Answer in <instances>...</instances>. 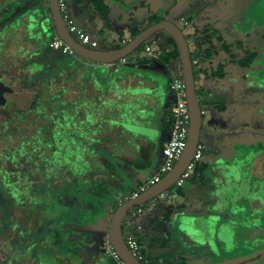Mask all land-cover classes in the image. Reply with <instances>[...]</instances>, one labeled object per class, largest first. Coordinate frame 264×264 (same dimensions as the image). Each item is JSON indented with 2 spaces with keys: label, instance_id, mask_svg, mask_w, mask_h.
Masks as SVG:
<instances>
[{
  "label": "rangeland",
  "instance_id": "1",
  "mask_svg": "<svg viewBox=\"0 0 264 264\" xmlns=\"http://www.w3.org/2000/svg\"><path fill=\"white\" fill-rule=\"evenodd\" d=\"M66 1L70 16L92 36L98 34L102 39L113 37L118 41L122 35L132 38L136 30L147 28L154 21H171L183 31L192 57L195 50L200 49L199 39L207 28H220L223 41L231 44L235 55L221 49L219 42L215 43L219 54L212 60L206 59L205 53L200 55L204 69L195 73L200 106L208 110L203 115L200 134V142L205 146L202 160L209 164V170L204 174L205 179H189L181 193L173 185L163 195L144 202V212L133 223L140 226L137 229L138 235L141 236L147 253L154 256L157 264H264V253L260 249L238 258L210 252L207 240L212 239L206 228L209 217L226 213L211 209L214 202L211 196L213 173L210 170L220 159L229 162L241 155L244 149L264 148V28L254 31L250 29L253 22L264 26V0ZM9 2L8 12L13 13L14 17L12 35L7 44L11 41L13 44L9 46L7 53L14 51L13 55H17L24 46L29 50L25 53L27 55L30 51L45 47L53 36L43 33L46 23L50 22V4L47 7L43 0ZM19 5L25 7V12L16 14V7ZM182 18L188 22L187 25ZM23 28L24 32H20ZM247 35L248 42L237 43ZM166 36L169 34L161 30L150 39L159 41ZM114 47L113 43H105L100 49L110 50ZM158 47L160 51H168L170 48L168 45ZM1 48L2 44L0 55H4L3 60L9 59L10 55L6 57ZM200 50L204 51L202 48ZM247 50L256 52L257 56L251 64L243 65L239 61L248 54ZM143 54L142 46L127 56L126 63H101L106 67L104 72L89 68L88 73L92 70L90 75L95 78L109 77L110 88L125 82L126 87L136 86L138 91L129 93L140 95L134 100L127 98L125 103H121L120 109L123 112L117 113L118 120H115L113 106L108 102H104L103 109L97 110L104 117L103 121L93 123L94 127L88 134V161L85 163L90 162V156L94 153L93 138L96 136L107 137V144L101 147L104 150L102 153L122 164L118 155L123 150H132L137 146L134 136L147 135L154 138L171 118L170 110L176 101L174 93L154 92L153 89L167 88L170 71L156 59L154 64L141 58L135 59ZM72 57L81 56L76 54ZM37 59L28 63V70L39 67L40 59ZM14 60V79L10 81L5 93L8 102L4 107L0 106V264H38L35 259L40 253L46 260L52 261L53 257L68 255L74 261L77 256L67 254L68 250L65 248L71 242L68 236L72 234L78 236L81 248L88 251L93 249L102 254V261L106 264H118L106 244L115 211L108 213L105 208L113 210L117 206L114 205L117 195L123 191L115 190L110 197L99 200L102 204L95 202L96 206H86L93 201V196L87 191L91 178L97 176L96 173L104 174V171L95 172L90 167L81 169L74 156H71L69 145L80 143L75 139L81 132L73 128L75 124L70 120L65 126L62 123L68 119L65 109L68 104L65 105L62 101L58 106L60 121H56L57 131L52 138L46 132L45 120L41 121L39 115H36L38 111L22 107V99L33 108L39 106L34 99L40 96L41 88L49 81V76L39 74L30 83L29 74L33 71L29 73L24 68L27 59L14 56ZM219 63L224 65V76L211 75L212 71L217 70ZM171 64L170 70L176 64L182 67L180 57L171 61ZM50 67L52 68V64L45 69ZM59 80L60 78L55 81V85ZM65 84L68 86L69 77ZM168 86L170 90V84ZM35 90L38 92L35 97H31L30 93ZM124 93L127 95L128 92ZM104 98L115 100L116 92H107ZM46 106L49 108L51 105ZM46 106H43L44 112L47 111ZM121 125L126 131H132V136L120 138L113 127ZM71 136L75 139L71 140ZM53 140L54 143L51 142ZM161 152L158 144L159 157L144 171L145 176L159 169L163 159ZM73 154H76V160L82 159V152ZM132 187V184L126 183V194L131 193ZM181 204L184 207H180ZM194 214L196 215L193 216ZM184 215L186 220L182 226ZM261 216L264 217V212ZM182 228L188 229L189 234L184 233ZM229 229L231 230V226ZM65 230L70 232L64 233ZM122 231L126 234L128 228L124 226ZM149 235L158 237L153 245L151 237H147ZM185 235L196 236L195 242L187 240L186 243Z\"/></svg>",
  "mask_w": 264,
  "mask_h": 264
},
{
  "label": "flooded vegetation",
  "instance_id": "2",
  "mask_svg": "<svg viewBox=\"0 0 264 264\" xmlns=\"http://www.w3.org/2000/svg\"><path fill=\"white\" fill-rule=\"evenodd\" d=\"M9 4V0H0V44H2L1 49L3 54L5 53L6 57L7 55H10L9 59L6 58L4 60V55H0L2 56L0 58V66L2 70L0 73V86L3 87L2 91L4 96L9 89L8 85L10 81H13L14 79V56L18 58L20 55L22 58L27 59L28 54L25 55V53L29 51L23 45L18 44L21 47L23 46L20 49V53L17 55H13L14 51H11L9 54L7 53V49L13 44V41L9 42L10 44H7L8 38L12 35L11 29L14 17L13 13L8 12L7 8ZM22 12H25V7L22 5L17 6L15 13L20 14ZM255 24L257 23L253 22L250 28ZM258 26L260 25H255V27ZM218 29H220L218 26L210 29L207 28L203 37L199 39L200 49H204V51L199 49L201 54H204L211 44L219 42L218 44L220 45V41L215 37L218 34L222 35V32H217ZM24 30L25 29L23 28L20 32H24ZM13 34L15 35V33ZM211 34H215V36L211 37L212 42L204 41V37L211 36ZM237 43L244 44L245 42L243 43L238 40ZM247 53L251 52L247 50ZM212 59L213 58L208 60ZM220 64L222 63L218 64L217 69H219ZM213 72L215 71H212L211 75ZM68 95L69 92H66V94L62 92L60 95L61 100L59 99L58 103L60 104L63 101V103L69 105L70 101L67 100ZM1 107H4V105ZM58 111L59 110L56 112L58 117L57 120L60 121ZM67 114H70L69 109H67ZM62 123L65 126L69 123V120L65 119ZM259 157H263L264 160L263 147L252 148L251 150L244 149L241 155L235 156L229 162L220 159L210 170L211 173H213V189L211 190V196L213 197L214 206L217 208L216 210L226 212L223 215L217 214L213 217L214 219H217L215 238L212 239V241L209 239L207 240L209 251L216 255H226L229 258H238L257 249L262 250V253H264V217L261 216V213L264 212V161L259 162ZM10 195L14 199L12 194ZM18 195H21V193ZM195 215L196 214L193 216ZM185 220L186 217L184 215L182 226ZM230 226L231 230L229 229ZM182 229L184 233L186 232V234H189L188 229ZM68 232L70 231L65 230L64 233ZM77 237L78 236H75L74 234L68 236L71 242L67 243L65 247L68 250L67 254L76 255L77 259L73 261L68 255H64L63 257H53L52 261L54 264H106L102 261V254L95 252L93 249L88 251L85 248H81L79 245L80 241L77 240ZM188 237L190 236L188 235ZM190 239L195 242L196 237L191 236ZM35 261L38 264H52V261L46 260L41 253Z\"/></svg>",
  "mask_w": 264,
  "mask_h": 264
},
{
  "label": "trees",
  "instance_id": "3",
  "mask_svg": "<svg viewBox=\"0 0 264 264\" xmlns=\"http://www.w3.org/2000/svg\"><path fill=\"white\" fill-rule=\"evenodd\" d=\"M50 12H51V10H50V8H48V13L50 14ZM157 22H159V21H154L150 25L157 23ZM52 28H53V30H55V33H57L56 28L53 24H52ZM145 29L146 28H144L142 30H136L132 36V39L134 37H136L140 32H142ZM49 32H50V30L48 29L45 33L49 34ZM212 36H215V34H211V36L204 37L205 38L204 41H209L211 43L212 42L211 41ZM215 37H216V39H218V41H220V45H219L220 48L223 50H226L227 52H230L231 45L227 44L226 42L223 41L222 35L218 34ZM143 45H144V43L139 48H141ZM165 45L166 46L168 45L170 48L168 51H165L163 49V52H161L160 56L158 58H156L158 61L163 62V63H169L173 59L180 57L179 48L176 44V41L174 40V38L172 36L167 37V42ZM121 47H122V45L116 44L114 49L121 48ZM218 54H219V50L217 49L216 45L211 44L210 47H208L205 51V58L211 59L215 55H218ZM256 55H257L256 52L248 53L242 60L240 59L239 62L242 63L243 65L251 64V62L254 60ZM19 57H20V55H19ZM68 57L70 58L71 56H66V55H62V54L58 55L52 48H50L49 40H48L45 47H43L42 49H40V50L36 49L35 51H32V52L30 51V53H28L27 61L24 65V68L29 73L33 71L32 73L29 74L30 83L32 81H34L35 77L38 76L39 74H45V75L49 76V81H46V84H44L45 86H43L44 88H41L40 96H38L34 99L35 102L39 103V106L38 107L35 106L36 108H33V107L28 105V102H26V100L22 99V107H25V108L27 107L29 109H34V110L38 111V112H36V115H39L41 121L45 120L46 132H47V134L49 133V135H51V138L53 137V135H55L54 132L57 131L56 121H58L57 120L58 117H57L56 112H57V110H59L58 109V106H59L58 100L59 99L61 100L60 95L62 94V92H58V90L56 89L55 81L58 78H60V80L62 79L63 82H66V78L69 77L68 69H69L70 65L67 64L68 61H65V59H67ZM36 58L40 59L39 67L37 69L35 68L32 71H31V69H29L30 70L29 71L27 68L28 63H31L30 61L33 59H36ZM154 59L155 58H144V61L145 62H151ZM51 64H52V68L50 67L48 69H45V67H48V65H51ZM21 66H20V68L22 69ZM224 73H225L224 65L220 64L219 69H217L215 72H213L212 75L224 76ZM37 90H35V92H31L30 96L35 97L36 92H38ZM64 94H66V92H64ZM67 100H69V98H67ZM44 102H46L47 105L49 104L51 106L49 108H47V106ZM63 104L66 105V103H63ZM44 105L47 108L46 112L43 111ZM67 106L68 107H66L65 109L70 110L69 105H67ZM25 108H23V109H25ZM37 113H39V114H37ZM67 116H68V120H69L70 114H67ZM99 116H96V117H98V119H99L100 118ZM95 121H96V119H95ZM33 132L35 133L34 130H33ZM83 132L86 133V130L83 129ZM71 138H72V136H71ZM78 138L79 137L76 136V139L75 138L74 139L77 140ZM82 138L83 139H78L80 143H77V144L72 143L69 145V147L71 148V156H74L75 161H77V164L79 165L78 167L81 169H89V167H90V168H93L94 171L95 170H97L99 172H100V170L104 171V174L100 175V173H96L97 176H94L91 178V182L87 186V191L89 192V194H91L93 196V198H92L93 201L88 202L86 204V206H89V207L96 206L95 202H99L100 204H102L99 200H101L103 198L110 197L112 194H114L115 190H117V189L119 191H124L126 188V183L129 182L130 180H132V177L135 174L132 172L133 169L135 171H140V170L144 171V170H147L152 163L151 149L146 144L143 146L138 144L135 147L136 151L133 149L135 151V154H137V156L134 155L136 158L135 157L133 158V154H129V155L125 154L124 156L119 154L118 159H120L122 161V164H118L117 162H114L113 160H111L109 157L105 156V154L102 153L104 151L103 148H101L102 145L107 144V137L104 135L96 136L95 138H93V141L95 142L94 143V149H93L94 153L92 154L93 157H91L92 156L91 155L90 160H89L90 162L85 163L88 161V156H87V153H88L87 152V150H88L87 146L88 145L86 146V144H87L86 140L88 139V137L85 138L83 136ZM74 139H71V140H74ZM84 141H85V143H84ZM138 141H144V138H138ZM51 142L54 143V140ZM53 146H54V144H53ZM53 146H51V147H53ZM66 147H68V145ZM47 149H49V148H47ZM52 150H53V152L55 151V149H52ZM78 151L82 152L81 155H83V156H82L81 160L80 159L76 160L77 156H76V154H73L74 152H78ZM100 167H103V168L100 169ZM207 168H208V165L206 163L205 164L200 163L195 169L194 180H197V179L202 180L204 177V172L207 170ZM118 170L119 171L121 170V172H118ZM5 171L9 172V170L7 168H5ZM124 171H125V173H124ZM1 177L3 178V175ZM178 192L181 193L182 188L178 189ZM96 199H97V201H95ZM103 205H105V204L103 203ZM116 207L112 210V213L115 211Z\"/></svg>",
  "mask_w": 264,
  "mask_h": 264
},
{
  "label": "built area",
  "instance_id": "4",
  "mask_svg": "<svg viewBox=\"0 0 264 264\" xmlns=\"http://www.w3.org/2000/svg\"><path fill=\"white\" fill-rule=\"evenodd\" d=\"M50 0H43V2L49 7ZM58 6L64 20V23L72 34V36L80 42L82 45L92 48L99 49L105 43H113L125 45L132 40L131 37H122L118 41H113L112 38L102 39L100 36H92L85 29H83L73 17L68 13V5L66 0H58ZM183 22L187 25L188 22L185 18H182ZM158 41L149 39L143 45L144 54L142 56L138 55L136 58H154L159 52L160 48L158 47ZM49 46L52 48L58 55L74 56L77 53L69 46L57 33H55L49 40ZM201 51L195 50V54L192 57V66L194 75L196 72H201L204 67L202 66V59L200 58ZM119 61L122 63L127 62V56L121 58ZM170 91L174 93L176 101L172 108L171 116V126L170 133L167 142L163 145L162 155L163 161L160 164L159 169L154 172L152 175L143 180L137 189L133 190L129 195L121 194L115 201L114 205H121L126 200L131 198L139 197L143 192L147 191L151 186L160 182L161 179L175 166L177 160L181 157L184 150L188 144L189 132H190V122H191V112L189 108L188 92L183 73H180L172 79L170 82ZM199 99V97H198ZM201 114H207V110L201 107ZM205 146L199 140L195 154L188 164L184 172L180 177L173 183L177 188L182 187L185 182L191 178L193 171L196 167V164L203 158ZM172 185V186H173ZM163 195V193H161ZM155 199V198H154ZM144 209L142 205L137 206L136 209L130 208L126 212L124 218L127 225H129L134 218L139 214L143 213ZM124 240L132 255L139 260L142 264H157L155 260L148 255L146 249L142 245L139 238L136 236L134 230H128L124 234ZM107 248L111 252V255L118 261V264H128L126 261L122 260L119 254L113 248L110 240L107 241Z\"/></svg>",
  "mask_w": 264,
  "mask_h": 264
},
{
  "label": "water",
  "instance_id": "5",
  "mask_svg": "<svg viewBox=\"0 0 264 264\" xmlns=\"http://www.w3.org/2000/svg\"><path fill=\"white\" fill-rule=\"evenodd\" d=\"M49 4L51 12L48 15V19L55 26L57 34L69 46H71L79 56L85 59L99 63L116 62L137 50L143 43L148 41L155 33L161 30L166 31L170 36H172L179 48L183 77L187 85L189 108L191 112L190 132L187 147L181 157L177 160L175 166L161 179L160 182L151 186L139 197L132 198L119 205L112 216L108 229L109 240L115 251L119 254L120 258L126 261L128 264H142L132 255L124 240L122 231V222L124 216L131 207L154 199L159 194L169 189V187L180 177L188 164L191 162L195 154L197 144L200 140L203 115L201 114V106L196 91L195 75L187 40L183 31L175 23L171 21H162L150 25L121 48L110 50L92 49L82 45L69 32L62 18L58 6V0H50ZM166 42L167 37L159 40L158 44L165 45ZM2 89L3 87L0 86V106L5 105L8 101V98L3 95ZM258 161L263 162V157H259ZM216 225L217 219L214 218H209L206 223V228L208 229L211 239L215 238Z\"/></svg>",
  "mask_w": 264,
  "mask_h": 264
},
{
  "label": "crops",
  "instance_id": "6",
  "mask_svg": "<svg viewBox=\"0 0 264 264\" xmlns=\"http://www.w3.org/2000/svg\"><path fill=\"white\" fill-rule=\"evenodd\" d=\"M49 15V13H48ZM257 25V24H255ZM255 25H253L250 29L251 31H254V29H263L264 26H258V27H255ZM50 30L49 32V35H54L55 34V30H53L52 28V22H47L46 25H45V29H44V32L45 33L47 30ZM86 30V29H85ZM87 31V30H86ZM218 33H221L222 31L221 30H217ZM94 36H99L98 34L94 35ZM122 37H128L127 35H122L120 38ZM101 38V37H100ZM119 38V39H120ZM51 39V38H50ZM113 41H116L115 38H113ZM239 41H242L243 43L244 42H248L249 39H248V35L246 37H242ZM214 43H215V40H214ZM231 45V44H230ZM124 46V45H123ZM206 47V46H205ZM100 49V48H99ZM233 48L232 46L230 47V54L233 55ZM161 52H163V50H161L154 58H158L161 54ZM227 52V51H226ZM144 60V58H141ZM179 58H176V59H173V60H177ZM157 60V59H156ZM172 60V61H173ZM65 61H68L67 64L70 65L69 69H68V73H69V84L68 86L65 84V82H63V80L61 79L57 85H56V89L58 90V92H69V95H68V98H69V101H70V121L73 122L75 124V126L73 128L75 129H79V131L81 132V134H77V137H79L78 139H83L82 137L84 136L85 138L88 137V134L91 132V130L93 129L94 127V122L97 123V120H102L103 121V117L101 115V113H99V108L100 109H103L105 107V104L104 102H108L109 104H111V106H113V109H114V113L116 114V118L115 120H118L117 117V113H122L123 111L120 109V106L122 105L121 103H125V99H131V100H134L135 98H137L140 93L138 94H132V93H129V92H138L136 91V86H132V85H129V86H125V82L120 85L118 84V87H109V77L107 78H104V77H94L93 75L91 76L90 72L92 70H96V69H100L101 71L104 72V70H106V67L103 66L104 63H100V64H93V63H99V62H94L92 60H89V59H85L83 57H77V58H73V57H68L67 59H65ZM119 61V60H118ZM121 62V61H120ZM122 63V62H121ZM126 63V62H125ZM152 64L155 63V60L151 61ZM111 63H108L107 65H110ZM163 66L168 69L170 71V75L168 76V81H167V88L166 89H163V88H159V89H156L155 87H153L154 89V92H171L169 90V84L170 82L172 81V79L174 78V76L180 74V73H183V70H182V67L181 65H175L174 67L172 66L170 70V65L171 64V61L169 63H163ZM96 65V66H95ZM108 67V66H107ZM89 68H92V70L88 73L89 71ZM172 71H174L172 73ZM136 80V79H135ZM134 82V81H133ZM132 84V82H130ZM160 86V85H159ZM166 90V91H165ZM107 92H116V99L115 100H110V99H106L104 98V96L106 95ZM120 92V93H118ZM124 92H128L127 95H125ZM112 102V103H111ZM131 103V102H129ZM123 108V107H121ZM124 109V108H123ZM171 109V108H170ZM206 109V108H205ZM207 110V109H206ZM171 112V116H172V110H170ZM207 113H208V110H207ZM157 114H159V112H157ZM100 115V116H99ZM96 116H99L100 118L98 119V117ZM96 117V118H95ZM140 118V116L138 117ZM96 119V121H95ZM142 119V118H141ZM170 126H171V118L169 120L166 121L164 127L162 128L161 130V133L158 134V136L152 138L151 136H147V135H140V136H134L135 140H136V145H148L151 149V154H152V162L156 159V157L159 155L157 154V147H158V144L159 146H161V149L163 148V145L167 142L168 138H169V133H170ZM101 127V126H99ZM83 129L86 130V133H83ZM114 130L118 131V133L120 134V138L121 137H127L128 135H131L132 136V131L129 132V131H126L124 129V127L121 125V126H114L113 127ZM90 130V131H89ZM89 131V132H88ZM138 138H144V141H138ZM85 140V139H84ZM85 143V141H84ZM134 150L136 151V149L134 148ZM133 149L132 150H123L121 155H125V154H133V158L135 157L134 155L137 156V154H135V151ZM162 155V152L160 153ZM204 156V155H203ZM163 158V155L161 156ZM136 158V157H135ZM203 159V158H202ZM200 160L197 164H196V167L200 164V163H206L208 165V168L207 170H209V164L204 161V160ZM125 160V159H124ZM163 161V159H162ZM161 161V162H162ZM195 167V169H196ZM195 169L193 171V174L191 176V178L189 179H192L194 180V172H195ZM206 170V171H207ZM145 171V170H144ZM144 171L143 170H140V171H135L133 169V173L134 176L132 177V180H130L128 182V184H132L133 187H132V190H135L137 189V187L139 186V184L145 180L147 177H149L150 175H152L154 172H150L148 175H144ZM205 171V172H206ZM156 172V171H155ZM204 172V174H205ZM137 175H139L140 177H137ZM144 175V177L142 178L141 176ZM120 176V175H119ZM188 179V180H189ZM203 179H205V175L203 177ZM202 179V180H203ZM187 180V181H188ZM198 180V179H197ZM197 180H194V181H197ZM201 180V181H202ZM186 181V182H187ZM185 182V184H186ZM126 183V182H125ZM184 184V185H185ZM173 185V184H172ZM171 185V186H172ZM183 185V186H184ZM170 186V187H171ZM182 186V187H183ZM169 187V188H170ZM182 187H179L177 188L180 189ZM212 189H213V186H212ZM211 189V190H212ZM164 193V192H163ZM121 194H126L125 191L121 192L120 194L117 195L116 199L121 195ZM161 195V194H159ZM158 195V196H159ZM157 196V197H158ZM156 197V198H157ZM115 199V201H116ZM132 199V198H131ZM130 200V199H129ZM153 200V199H151ZM128 201V200H126ZM125 201V202H126ZM150 201V200H148ZM124 202V203H125ZM147 202V201H146ZM143 203H140L138 205H135L131 208L133 209H136L137 206L139 205H142ZM117 205V204H115ZM119 206V205H117ZM183 206L184 207V204H181L180 207ZM179 208V210H182V208ZM108 213H112V208L110 209V207L107 209ZM212 210H216L217 208L214 206V203H213V206L211 208ZM170 210V209H169ZM144 212V211H143ZM170 212V211H169ZM142 214V213H141ZM140 215V214H139ZM138 215V216H139ZM217 215V214H216ZM137 216V217H138ZM214 216H212L211 218H213ZM210 218V217H209ZM135 219V218H134ZM134 219L132 220V222L127 225L126 222L124 221L125 218L123 219V222H122V228L124 226H126L128 228V230H134L135 231V234L136 236L139 238V240L141 241L142 245L144 246L145 248V244L144 242L142 241L141 239V236L138 235V232H137V229H140V226L139 225H135L133 222H134ZM124 236V234H123ZM147 237H151V244L153 245L155 243V240L158 239L157 236L155 235H149ZM184 239L187 243V240L190 242L192 241L190 239V237L188 236H184ZM150 255V254H148ZM151 257L154 259V256L151 255ZM155 260V259H154ZM156 262V261H155Z\"/></svg>",
  "mask_w": 264,
  "mask_h": 264
}]
</instances>
